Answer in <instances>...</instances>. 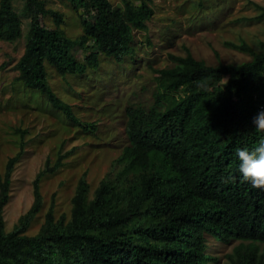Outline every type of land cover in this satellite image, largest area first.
<instances>
[{"label": "trees", "instance_id": "1", "mask_svg": "<svg viewBox=\"0 0 264 264\" xmlns=\"http://www.w3.org/2000/svg\"><path fill=\"white\" fill-rule=\"evenodd\" d=\"M67 1L82 27L77 39L43 26L51 14L57 26L62 22L43 1L24 0L30 24L15 81L82 125L52 90L47 66L64 76L96 69L101 55L121 60L134 31L147 30L153 10L148 0H123V9L109 0ZM12 2L0 0V41L22 35ZM230 46L252 59L213 66L190 53L170 55L171 66L155 70L153 107L126 109L128 144L116 160V178L101 181L91 199L88 182L80 178L69 219H56L51 208L34 236L25 234L28 221L22 218L12 231L4 229L18 156L9 158L0 181V264H205L212 259L206 253L211 237L239 241L225 254L228 264H264V190L242 179L237 157L238 150L264 141V132L251 123L264 110V42L259 52ZM75 47L86 53L83 60L73 54ZM44 174L34 181L28 218L42 204Z\"/></svg>", "mask_w": 264, "mask_h": 264}, {"label": "rangeland", "instance_id": "2", "mask_svg": "<svg viewBox=\"0 0 264 264\" xmlns=\"http://www.w3.org/2000/svg\"><path fill=\"white\" fill-rule=\"evenodd\" d=\"M41 1L62 19L57 26L54 14L45 16L43 26L57 27L72 39L81 35L79 18L67 0ZM109 2L123 9V0ZM148 4L153 15L146 23L147 30L134 31L131 50L121 60L101 55L96 69L64 76L47 66L52 90L71 107L79 125L38 92L15 81L30 18L25 14L24 0H13L22 35L14 42L0 41V181L9 158L18 156L3 208L6 232L22 218L28 221L25 234H38L51 208L56 219H69L80 178L85 177L89 184L90 199L101 181L116 178L121 169L116 160L128 144L126 109L148 111L153 107L155 70L171 66L170 55L190 53L213 66L240 64L252 55L231 44L259 52L264 42V0H148ZM72 52L80 60L85 58L79 47ZM83 124H93L94 128ZM40 172H45L40 181L42 204L28 218L35 203L34 181ZM238 243L211 237L206 253L212 259L205 264H228L225 254ZM260 250L264 253V243Z\"/></svg>", "mask_w": 264, "mask_h": 264}, {"label": "clouds", "instance_id": "3", "mask_svg": "<svg viewBox=\"0 0 264 264\" xmlns=\"http://www.w3.org/2000/svg\"><path fill=\"white\" fill-rule=\"evenodd\" d=\"M251 123L258 132H264V110L258 111ZM237 157L238 171L242 179L249 182L253 188L264 190V141L252 150H238Z\"/></svg>", "mask_w": 264, "mask_h": 264}]
</instances>
